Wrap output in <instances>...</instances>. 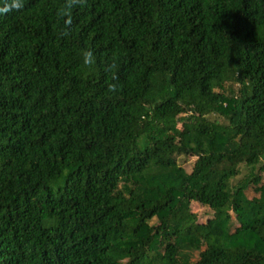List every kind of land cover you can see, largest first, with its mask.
Wrapping results in <instances>:
<instances>
[{"label":"trees","instance_id":"1","mask_svg":"<svg viewBox=\"0 0 264 264\" xmlns=\"http://www.w3.org/2000/svg\"><path fill=\"white\" fill-rule=\"evenodd\" d=\"M263 170L264 0L0 12V264H264Z\"/></svg>","mask_w":264,"mask_h":264},{"label":"rangeland","instance_id":"2","mask_svg":"<svg viewBox=\"0 0 264 264\" xmlns=\"http://www.w3.org/2000/svg\"><path fill=\"white\" fill-rule=\"evenodd\" d=\"M235 89H236V86H233V85H226V87H225V91L228 94H231L233 91H235ZM211 118L212 119L214 118L220 122L225 121L222 116H219L217 114H213L211 116ZM180 125H181V123L179 124V126ZM194 160H195V157H192L188 161H183V159H179V161H180L179 164H181L187 170V172L190 173L192 171V168H193ZM160 170L161 169L152 166L149 169L148 174L159 173ZM249 172H250V170L247 166L241 165L240 166V173L232 179V185H235L238 182L244 181ZM260 176H261L260 182L255 183V184L251 183L250 186L246 189L245 194L249 199L264 198V170L261 172ZM191 209L193 212H195L198 215L200 222H206L209 218H212L214 216V210L210 206L204 205V204H202L196 200H193L191 202ZM155 221H156V219L153 220V222H155ZM232 225H233L232 226L233 228L238 226V222L235 218H233ZM202 249H204V246ZM199 253H200V250H196V251H193L189 255V260L191 263L199 258Z\"/></svg>","mask_w":264,"mask_h":264},{"label":"clouds","instance_id":"3","mask_svg":"<svg viewBox=\"0 0 264 264\" xmlns=\"http://www.w3.org/2000/svg\"><path fill=\"white\" fill-rule=\"evenodd\" d=\"M24 7V0H5L3 6L0 7V12H8L12 9H22ZM65 10H61V14H64ZM95 57L91 50H87L83 53V63L87 66L94 64Z\"/></svg>","mask_w":264,"mask_h":264}]
</instances>
